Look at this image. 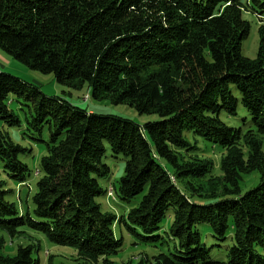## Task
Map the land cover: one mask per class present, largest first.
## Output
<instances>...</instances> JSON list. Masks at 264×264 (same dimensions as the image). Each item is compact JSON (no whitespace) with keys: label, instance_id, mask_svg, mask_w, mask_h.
<instances>
[{"label":"trees","instance_id":"1","mask_svg":"<svg viewBox=\"0 0 264 264\" xmlns=\"http://www.w3.org/2000/svg\"><path fill=\"white\" fill-rule=\"evenodd\" d=\"M244 13L264 17V0H0L1 51L60 85L86 86L94 100L158 117L140 126L96 115L0 72V122L20 126L9 109L15 98L29 129L40 138L48 131L31 171L21 160L31 151L0 127L3 171L26 190L18 207L0 185V264H39L29 232L72 248L76 264H114L123 246L116 225L164 248L169 212L171 247L125 264H264V26L255 59L244 57ZM239 103L246 130L220 119L235 117ZM188 133L224 151L220 176L208 175L211 163L195 154ZM105 144L124 161L107 188ZM254 173L258 183L242 193L243 177ZM103 196L138 202L116 218L97 202ZM201 226L229 241L226 261L212 259L218 246L205 244ZM5 236L21 242L13 256L3 252Z\"/></svg>","mask_w":264,"mask_h":264},{"label":"rangeland","instance_id":"2","mask_svg":"<svg viewBox=\"0 0 264 264\" xmlns=\"http://www.w3.org/2000/svg\"><path fill=\"white\" fill-rule=\"evenodd\" d=\"M250 26L249 35L247 39L242 42L241 51L242 55L248 59H255L258 48V31L260 26H264V17L255 16L249 13L243 14ZM0 72L6 73L13 77L20 79L21 81L31 84L37 87L40 92L48 97H55L62 99L69 103L73 107L92 112L96 115H109L120 117L132 121L135 124L143 126L149 122H155L158 120L156 115H139L135 110L127 105H113L107 100H94L91 97V93L86 86L75 89L68 86L60 85L57 83L55 77L51 74H42L40 72L29 69L26 65L16 61L10 55L0 50ZM88 97L87 99H85ZM9 109L19 119L20 126L17 128L5 127L0 122V127L4 133H6L11 141L31 151L26 157H22L21 160L29 166L31 171H35L38 168L39 160L45 155V149L42 141L46 142L48 139V131L45 128L42 131L41 138L38 133L32 131L27 126L25 120L26 109L21 108L19 101L15 98L11 99ZM29 119V116H27ZM220 119L231 128H240L246 130L250 125V118L239 103L237 106V114L235 117H229L224 112L220 114ZM186 140L196 148L195 154L200 159L210 161V173L208 175L218 177L220 176V161L224 155V151L217 145L211 144L202 140L201 138L193 137L191 134L185 135ZM101 164L105 166L109 171V180H102L101 186L107 188L108 185L116 186L118 180L123 175L124 161L121 158L115 159L112 157L109 147L105 144V153L101 157ZM259 181V174L254 173L243 177L241 183V191H245L254 187ZM0 185L5 190H13L15 203L20 207L18 195L23 197L25 189L17 187L16 183L11 181L3 171L2 163L0 162ZM34 183H32V190ZM21 191V193H20ZM197 200V198H194ZM199 201V200H197ZM103 211L115 215L116 218L124 216L128 209L137 205V200L130 204L120 203L117 199L112 197L103 196L97 199ZM172 222V213L169 212L165 219L161 223V237L166 241L164 248H161L160 242L155 244L143 243L140 238L129 234L123 227L116 225L115 235L118 239H122L121 252L112 259L114 264H125L129 260L134 263L141 254L142 255H156L159 250L166 252L167 246L171 247V242L167 240L165 233L167 232ZM199 231L203 236V240L207 246L213 244V251L211 257L217 261H226L228 240L219 241L211 237V231L206 226L199 227ZM30 233L31 238L35 240V244L38 245V252H34L33 256L38 259L39 264H76V252L69 247H61L48 242L41 234ZM2 233H0V238ZM28 242V241H25ZM23 242V243H25ZM31 242L29 241V244ZM21 244L20 241H10L5 236V249L3 250L5 255L13 256L16 250V246Z\"/></svg>","mask_w":264,"mask_h":264},{"label":"bare ground","instance_id":"3","mask_svg":"<svg viewBox=\"0 0 264 264\" xmlns=\"http://www.w3.org/2000/svg\"><path fill=\"white\" fill-rule=\"evenodd\" d=\"M88 97H86L85 99H87Z\"/></svg>","mask_w":264,"mask_h":264},{"label":"built area","instance_id":"4","mask_svg":"<svg viewBox=\"0 0 264 264\" xmlns=\"http://www.w3.org/2000/svg\"><path fill=\"white\" fill-rule=\"evenodd\" d=\"M109 192H110V190H109Z\"/></svg>","mask_w":264,"mask_h":264}]
</instances>
